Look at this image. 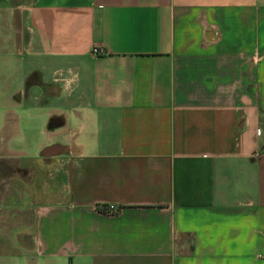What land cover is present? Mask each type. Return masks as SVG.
<instances>
[{"label":"crops","instance_id":"0c3cea01","mask_svg":"<svg viewBox=\"0 0 264 264\" xmlns=\"http://www.w3.org/2000/svg\"><path fill=\"white\" fill-rule=\"evenodd\" d=\"M0 264H264V0H0Z\"/></svg>","mask_w":264,"mask_h":264},{"label":"built area","instance_id":"2783aa9c","mask_svg":"<svg viewBox=\"0 0 264 264\" xmlns=\"http://www.w3.org/2000/svg\"><path fill=\"white\" fill-rule=\"evenodd\" d=\"M95 53L99 54L100 53L99 49H95ZM117 211H118V208L116 206L108 207V213H117Z\"/></svg>","mask_w":264,"mask_h":264},{"label":"trees","instance_id":"16d2710c","mask_svg":"<svg viewBox=\"0 0 264 264\" xmlns=\"http://www.w3.org/2000/svg\"><path fill=\"white\" fill-rule=\"evenodd\" d=\"M104 208V211L106 212V213H108V207L106 206V207H103ZM120 210H121V207H118V211H117V213L118 212H120ZM110 214V213H109Z\"/></svg>","mask_w":264,"mask_h":264},{"label":"water","instance_id":"95a60500","mask_svg":"<svg viewBox=\"0 0 264 264\" xmlns=\"http://www.w3.org/2000/svg\"><path fill=\"white\" fill-rule=\"evenodd\" d=\"M51 148H52V147H50L49 149H47V151L50 150Z\"/></svg>","mask_w":264,"mask_h":264}]
</instances>
